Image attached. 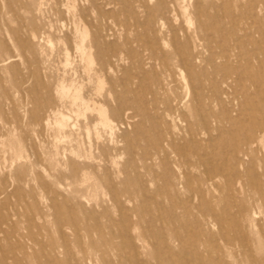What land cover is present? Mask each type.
Here are the masks:
<instances>
[{
  "label": "rangeland",
  "instance_id": "obj_1",
  "mask_svg": "<svg viewBox=\"0 0 264 264\" xmlns=\"http://www.w3.org/2000/svg\"><path fill=\"white\" fill-rule=\"evenodd\" d=\"M161 1L0 0V264H264V0Z\"/></svg>",
  "mask_w": 264,
  "mask_h": 264
},
{
  "label": "bare ground",
  "instance_id": "obj_2",
  "mask_svg": "<svg viewBox=\"0 0 264 264\" xmlns=\"http://www.w3.org/2000/svg\"><path fill=\"white\" fill-rule=\"evenodd\" d=\"M51 1V0H49ZM161 3L163 4L164 8L166 9V12L169 14V16L172 18L173 21H177L176 17L177 15L175 14V10H183L184 8L181 6V0H163L161 1ZM212 6V5H211ZM71 7L69 5H66V9L65 10H69ZM186 11V10H184ZM47 13V12H46ZM194 14H196L197 16L201 17L204 16V12L203 11H200L198 10L197 12H195ZM204 27H200V29H203ZM179 29V30H178ZM179 32L183 35V37H191L189 35L190 31L188 29L185 30L182 26L181 28H177L175 31H174V34L177 35L179 34ZM87 30L84 31V34L82 35V42L80 43V45L77 46V49L80 50V51H83L85 48H84V39L87 37ZM201 32L199 31L198 28H196L193 32V35H200ZM194 47V50L196 49V45L193 46ZM90 59V58H89ZM92 59V58H91ZM90 62V61H89ZM93 64V63H92ZM33 94H35V91H33ZM60 95L63 97L65 95V91H61L60 92ZM36 97V96H35ZM105 116V115H103ZM69 124H68V121L67 120H64L62 119L61 123H60V126L62 128H65L67 127ZM260 134H263L264 135V131L263 130H260L259 132ZM5 149V148H4ZM256 207V206H255ZM225 245L223 246V248L225 249H229L230 248L232 249L233 246H235L237 243L234 242V241H230V240H226L225 241ZM54 252L56 251L57 248L54 247ZM67 253L70 254V252L67 250ZM77 258V257H76ZM75 264H87L86 263V259H81L80 261L78 259H75Z\"/></svg>",
  "mask_w": 264,
  "mask_h": 264
}]
</instances>
